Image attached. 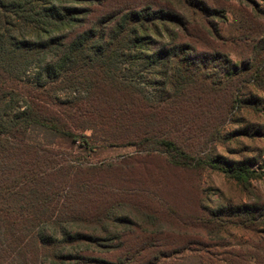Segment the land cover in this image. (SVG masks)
Returning a JSON list of instances; mask_svg holds the SVG:
<instances>
[{
  "label": "trees",
  "instance_id": "trees-1",
  "mask_svg": "<svg viewBox=\"0 0 264 264\" xmlns=\"http://www.w3.org/2000/svg\"><path fill=\"white\" fill-rule=\"evenodd\" d=\"M185 4L175 7L154 0H0V105L12 100L17 89L32 96L10 123L0 122V264H164L170 258L169 250L160 249L162 244L152 241L155 239L148 235L151 231L127 218L122 221L110 217L113 208L109 213L99 211L98 202L93 209L71 208L79 166L59 159L54 148L29 138L41 131L71 146L78 144L85 151L92 147L79 133L81 128L72 125L76 122L102 127L171 124L170 115L163 109L170 106L171 97L196 101L209 99L207 95L198 96L200 91L223 89L217 84L220 80L209 78L217 68L208 71L211 61L207 64L208 58H202L191 43L192 29L187 25L188 18L184 21L185 11L188 15L190 10ZM141 66L149 68L156 99L140 93L137 81L125 75L130 68ZM32 67L35 70L31 71ZM236 77L222 85L227 89L237 82L232 93L238 96L244 86L242 77ZM170 90L173 95H169ZM63 91L68 95H55ZM227 103L198 107L199 115L207 118L202 124H210L209 120L223 124ZM174 120L176 124L192 122L184 114L174 116L171 122ZM145 137L133 145L140 148L141 143L153 142L160 152L168 149L167 154L178 156L169 158L176 166L213 167L242 184L256 177L248 166L228 167L194 158L166 137H151L149 132ZM90 185L102 186L85 179L77 183L86 192ZM101 191L99 187L96 192ZM242 211L244 218L251 219L253 212L239 207L230 210L228 217L236 218ZM120 221L124 234L104 236L110 227L118 229ZM247 221L250 225L237 223L255 231L252 221ZM130 234L137 235L133 238L136 248H128L117 261L88 256L90 251L119 249ZM192 244L172 253L190 251L201 263L211 261ZM150 250L158 251L148 259ZM160 256L168 259L160 261Z\"/></svg>",
  "mask_w": 264,
  "mask_h": 264
},
{
  "label": "rangeland",
  "instance_id": "rangeland-1",
  "mask_svg": "<svg viewBox=\"0 0 264 264\" xmlns=\"http://www.w3.org/2000/svg\"><path fill=\"white\" fill-rule=\"evenodd\" d=\"M154 1L172 3L175 7L188 4L190 12L187 15L185 11L184 21L188 18L187 25L192 29L191 43L199 49L202 58H208L207 64L211 61L208 71L212 72L213 66L217 68L209 78L220 80L216 83L223 89L214 87L210 93L200 91L198 96L207 95L209 99L196 101L170 96V106L163 109L170 115L171 124H107L102 127L76 122L72 125L81 128L79 133L88 138L92 147L85 151L78 144L71 146L41 131L33 132L29 139L54 148L59 159L79 166L73 187L76 198L70 200L71 208L93 209L98 203L99 211L113 208L110 217L122 221L127 218L139 224L151 231L148 235L155 239L152 241L162 244L160 249L171 252L169 259L160 256V261L168 259L164 264H264V0ZM138 68H130L125 75L137 81L140 93L156 99L158 93L151 82L152 75L147 73L149 68ZM239 76L244 89L237 96L232 93L237 82L227 89L222 84ZM30 80L33 81V76ZM67 93L55 95L66 96ZM26 94L17 89L12 100L0 105V122L8 124L20 108L24 110V101L32 97ZM173 94L170 90L169 95ZM226 102H229L228 114L223 124H213L212 120L210 124H202L207 118L199 115L198 107ZM179 114L189 115L192 122H171ZM148 132L151 137H166L194 158L213 160L228 167L248 166L256 177L242 184L213 167L176 166L169 158L178 156L167 154L168 149L166 153L163 149L160 152L153 142L141 143L140 148L133 145L146 138ZM84 179L89 184L100 182L102 186L90 185L86 192L77 186L78 180ZM99 187L102 194L96 192ZM99 195L103 197L98 200ZM237 207L251 210V219L244 218L243 211L238 212L236 218L228 217V212ZM247 220L252 221L255 231L237 223L250 225ZM110 225L111 222L108 227ZM118 226L114 231L110 227L108 235L104 236L124 234L121 221ZM134 237L130 234L126 238L128 242L119 249L103 253L90 251L88 256L115 262L128 248L135 250ZM190 242L193 249L210 256L211 261L205 259L201 263L198 255L190 251L182 255L172 253ZM155 251L150 250L146 258H151Z\"/></svg>",
  "mask_w": 264,
  "mask_h": 264
}]
</instances>
